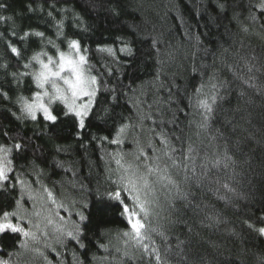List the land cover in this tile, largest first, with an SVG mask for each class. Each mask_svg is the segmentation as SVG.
I'll return each instance as SVG.
<instances>
[{
  "label": "snow or ice",
  "instance_id": "1",
  "mask_svg": "<svg viewBox=\"0 0 264 264\" xmlns=\"http://www.w3.org/2000/svg\"><path fill=\"white\" fill-rule=\"evenodd\" d=\"M10 8L0 264H264V0ZM101 14L112 26L93 48ZM96 147L93 181L99 165L82 176L72 153Z\"/></svg>",
  "mask_w": 264,
  "mask_h": 264
},
{
  "label": "trees",
  "instance_id": "2",
  "mask_svg": "<svg viewBox=\"0 0 264 264\" xmlns=\"http://www.w3.org/2000/svg\"><path fill=\"white\" fill-rule=\"evenodd\" d=\"M28 2V0H8V3L11 4V8L9 9V12L6 14H10L13 10H22L24 7V4ZM77 2V6L78 7H82L85 0H76ZM150 2V0H145V3ZM125 20H127L128 22H131V17L130 16H125L124 18ZM94 22L97 26V30L95 35L92 37L91 40H86V43H90L92 45L93 48H95V44L96 42H99L102 39L101 33H105V29L110 28V26H112V20L109 17L107 20L104 19L103 14L100 15V17L98 19L94 18ZM25 24L31 23L33 24V26H35L36 21L34 18H26L24 21ZM51 34V33H49ZM106 34V33H105ZM146 47V45H145ZM145 78H146V73L144 74ZM30 93H25V95H29ZM11 119L10 117H5L3 119L4 123H8V120ZM26 131H28V134L31 135V130L26 129ZM65 135L68 137L67 140L65 141H61L63 143H69L72 144L74 143V141L72 140L70 134H68L67 132L65 133ZM50 145H46V148H50ZM104 155V149L96 147L91 149L88 153H83L82 150H77L75 152L72 153V157L76 162V167L79 169L80 175L82 176H87L89 174V165L91 163H94L96 165H99V167L97 168H93L92 169V177H93V181H95V178L97 176V173L99 172L101 174V178H102V172L101 169L103 168V161H101L99 159L100 156ZM83 156V158H81ZM112 223L108 224L107 227L111 228L113 230V232L118 231L119 229H122L124 227V225L122 223H120L119 218L113 216L112 217ZM212 239L217 240L218 243L224 245L227 249H233L234 245L232 243H230L228 240L224 239L223 236L221 234H217V235H212L211 233L208 234ZM219 237V238H218ZM11 243V242H9ZM113 243H116L115 240H113ZM251 243H256L258 246L259 242L258 241H252ZM20 264H30V261L27 259V257H22L20 259Z\"/></svg>",
  "mask_w": 264,
  "mask_h": 264
}]
</instances>
